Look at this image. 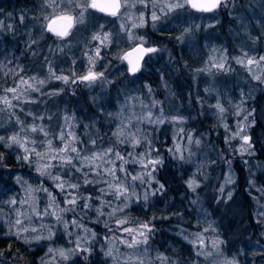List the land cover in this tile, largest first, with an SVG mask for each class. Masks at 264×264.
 Segmentation results:
<instances>
[{"label": "clouds", "instance_id": "clouds-1", "mask_svg": "<svg viewBox=\"0 0 264 264\" xmlns=\"http://www.w3.org/2000/svg\"><path fill=\"white\" fill-rule=\"evenodd\" d=\"M262 151L264 0H0V264H264Z\"/></svg>", "mask_w": 264, "mask_h": 264}, {"label": "trees", "instance_id": "trees-1", "mask_svg": "<svg viewBox=\"0 0 264 264\" xmlns=\"http://www.w3.org/2000/svg\"><path fill=\"white\" fill-rule=\"evenodd\" d=\"M257 146L260 147L259 144ZM261 156H264V151L261 152ZM254 227H255V225H254ZM7 243H9V241L0 240V247H5Z\"/></svg>", "mask_w": 264, "mask_h": 264}]
</instances>
